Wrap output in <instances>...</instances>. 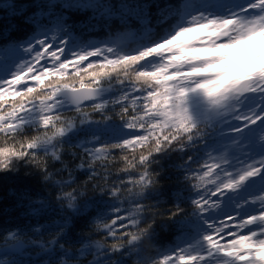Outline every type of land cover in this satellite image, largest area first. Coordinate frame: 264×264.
<instances>
[{
    "label": "snow or ice",
    "instance_id": "snow-or-ice-1",
    "mask_svg": "<svg viewBox=\"0 0 264 264\" xmlns=\"http://www.w3.org/2000/svg\"><path fill=\"white\" fill-rule=\"evenodd\" d=\"M37 7L23 39L0 34V174L24 167L55 194L32 205L37 239L18 227L11 248L45 264H264V0L122 5L138 31L86 43L65 13L112 5ZM173 154L174 194L160 183ZM85 221L102 240L76 236ZM165 227L178 239L155 247Z\"/></svg>",
    "mask_w": 264,
    "mask_h": 264
},
{
    "label": "trees",
    "instance_id": "trees-1",
    "mask_svg": "<svg viewBox=\"0 0 264 264\" xmlns=\"http://www.w3.org/2000/svg\"><path fill=\"white\" fill-rule=\"evenodd\" d=\"M47 2L48 0H0V34L11 36L13 39H23L27 29L22 24L20 13L25 10L28 12L34 10L39 14L45 9L37 7V5ZM56 2H59V0H56ZM100 2L113 6L114 15L110 19L102 18L99 13H93L90 9L65 13L66 16L70 17L69 24L74 26L76 35L82 42L103 40L109 33L138 31V25L133 22L134 17L129 20L127 26L122 24L120 20L121 6L143 4L146 0H100ZM157 2L163 4L165 0H157ZM170 2H174V0H170ZM13 4L20 7L13 9L10 7ZM152 11L155 13L156 9L153 8ZM93 15H95V19L92 18ZM96 118L98 119L99 116L97 115ZM85 138L83 135L79 137V139ZM64 160L70 168L79 162L78 160L73 161L71 155H65ZM181 162L179 154H173L171 158L163 161L165 173L160 183L166 193L171 192L174 194L176 191L178 173L174 165ZM56 167H60L59 163ZM74 175L80 183L86 180V175L81 170H76ZM54 194L55 190L51 186L47 185L38 176L29 174L28 169L24 167H21L16 173L0 174V251L11 246V241L5 240L7 231L16 230L18 227H24L31 239H37L36 236L31 235L30 229L39 226L37 221H40V216L32 210V205ZM88 195H92L91 191H88ZM164 198L167 199L168 197L165 196ZM91 211L92 208L90 207L89 212ZM82 232L86 235L90 234L92 240H102V234L92 230L90 221L83 222L82 226L76 229V236L81 235ZM177 239L174 229L169 227L158 229V239L155 247H170ZM65 246L78 248L79 244H76L75 240L69 237V241ZM146 255H151V250ZM0 259L17 260L21 264H45L48 257L39 247L27 246L22 253H11L9 255L0 253ZM80 259L85 258L81 257ZM87 259H91V257L88 256ZM136 260L137 257L132 256L130 264H136Z\"/></svg>",
    "mask_w": 264,
    "mask_h": 264
},
{
    "label": "water",
    "instance_id": "water-1",
    "mask_svg": "<svg viewBox=\"0 0 264 264\" xmlns=\"http://www.w3.org/2000/svg\"><path fill=\"white\" fill-rule=\"evenodd\" d=\"M26 248H27V247H26ZM26 248H25V249H26ZM25 249H24V250H25ZM24 250H22V251H20V252H17L16 250L12 249L11 246H9V247H7V248L1 250L0 253H15V254H18V253H22Z\"/></svg>",
    "mask_w": 264,
    "mask_h": 264
}]
</instances>
